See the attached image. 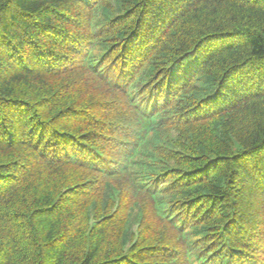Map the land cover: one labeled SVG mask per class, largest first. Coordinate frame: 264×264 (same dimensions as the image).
<instances>
[{
    "label": "trees",
    "instance_id": "1",
    "mask_svg": "<svg viewBox=\"0 0 264 264\" xmlns=\"http://www.w3.org/2000/svg\"><path fill=\"white\" fill-rule=\"evenodd\" d=\"M0 264H264V0H0Z\"/></svg>",
    "mask_w": 264,
    "mask_h": 264
}]
</instances>
